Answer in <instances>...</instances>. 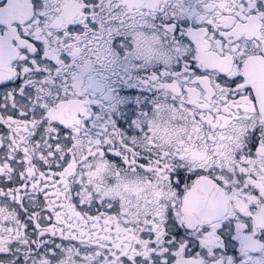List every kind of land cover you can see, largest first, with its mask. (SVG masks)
<instances>
[{
  "label": "snow or ice",
  "instance_id": "snow-or-ice-1",
  "mask_svg": "<svg viewBox=\"0 0 264 264\" xmlns=\"http://www.w3.org/2000/svg\"><path fill=\"white\" fill-rule=\"evenodd\" d=\"M0 264H264V0H0Z\"/></svg>",
  "mask_w": 264,
  "mask_h": 264
}]
</instances>
